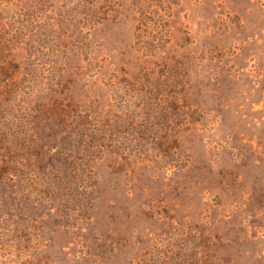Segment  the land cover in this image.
<instances>
[{
	"label": "rangeland",
	"instance_id": "374dc122",
	"mask_svg": "<svg viewBox=\"0 0 264 264\" xmlns=\"http://www.w3.org/2000/svg\"><path fill=\"white\" fill-rule=\"evenodd\" d=\"M1 169L0 264H264V0H0Z\"/></svg>",
	"mask_w": 264,
	"mask_h": 264
},
{
	"label": "trees",
	"instance_id": "16d2710c",
	"mask_svg": "<svg viewBox=\"0 0 264 264\" xmlns=\"http://www.w3.org/2000/svg\"><path fill=\"white\" fill-rule=\"evenodd\" d=\"M62 122H64L63 119H62ZM57 126L59 127V125H57ZM59 130H60V134L58 133L55 136V140L54 141H56V139H57V140H59L58 141L59 143H62L63 141L66 142L69 139L68 135L71 133V130L69 131V129L67 128V125L65 123H63V126L59 127ZM73 132L75 133V131H73ZM76 134L77 133L74 134L73 138H76ZM47 144H49V143H47ZM86 149H87V147L85 145L84 149L77 150L75 152V154L78 153L79 155L83 156L84 158H85V156L88 157ZM71 152L72 151H70V149H66V147L65 148L58 147V150L55 153H53V156H55L53 158L59 164L56 166L54 171L51 172V174L44 175V179H40V180H35L34 181L35 185H37L40 188H44L45 189V192L47 193V200H49L50 202H53L55 200H59L58 196H56V193L59 190L64 189L67 194L74 193L70 189V187L68 185V180L69 179L66 176L67 172H65V165L67 164V161H69L70 159L73 158V156L69 154ZM76 157L77 156H75V158ZM81 159H82V157H81ZM97 160L98 159H96V161ZM3 163H4L3 165H6L5 161ZM3 165L1 166L2 168H3ZM8 165L11 166V165H13V163L12 162H8ZM2 170L3 169H1V171H0L1 176L2 175H6L5 174L6 172L2 171ZM73 171H74V169H73ZM9 173L11 175H15L13 171L9 172ZM80 175H83V174L80 173ZM75 178H76V181L78 182L77 183L78 184V188L81 191V193L79 192V195L82 197L90 189V186H86V185H84V183L86 181H88L89 179H91V176H89V173L87 172L86 176L84 175L83 178H80V176H78L77 173H76L75 174ZM61 184H63V186ZM85 210H86V208H85ZM90 210H91V201L88 200L87 201V210H86L88 215H90ZM87 217H90V216H87ZM100 236L101 235H98L96 237L97 240H99V241L101 240ZM100 254L101 253H99V254L94 253V255H96V256L97 255L100 256Z\"/></svg>",
	"mask_w": 264,
	"mask_h": 264
}]
</instances>
